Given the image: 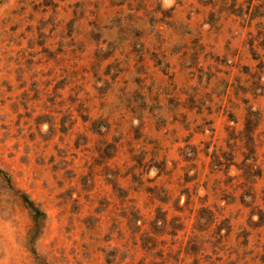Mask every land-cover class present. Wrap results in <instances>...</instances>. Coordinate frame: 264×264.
I'll return each instance as SVG.
<instances>
[{
  "label": "rangeland",
  "instance_id": "374dc122",
  "mask_svg": "<svg viewBox=\"0 0 264 264\" xmlns=\"http://www.w3.org/2000/svg\"><path fill=\"white\" fill-rule=\"evenodd\" d=\"M0 264H264V0H0Z\"/></svg>",
  "mask_w": 264,
  "mask_h": 264
},
{
  "label": "trees",
  "instance_id": "16d2710c",
  "mask_svg": "<svg viewBox=\"0 0 264 264\" xmlns=\"http://www.w3.org/2000/svg\"><path fill=\"white\" fill-rule=\"evenodd\" d=\"M24 200H25V202H26V204H27V206L31 209V210H33V211H35L36 213H38V214H40L41 216H43L44 215V213L34 204V202L31 200V199H29L26 195L24 196Z\"/></svg>",
  "mask_w": 264,
  "mask_h": 264
}]
</instances>
